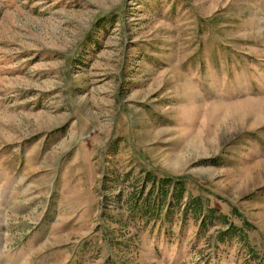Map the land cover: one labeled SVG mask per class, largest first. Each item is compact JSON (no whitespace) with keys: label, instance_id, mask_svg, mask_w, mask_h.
I'll use <instances>...</instances> for the list:
<instances>
[{"label":"rangeland","instance_id":"1","mask_svg":"<svg viewBox=\"0 0 264 264\" xmlns=\"http://www.w3.org/2000/svg\"><path fill=\"white\" fill-rule=\"evenodd\" d=\"M0 264H264V0H0Z\"/></svg>","mask_w":264,"mask_h":264},{"label":"trees","instance_id":"2","mask_svg":"<svg viewBox=\"0 0 264 264\" xmlns=\"http://www.w3.org/2000/svg\"><path fill=\"white\" fill-rule=\"evenodd\" d=\"M98 21H103V17ZM144 183L145 181H143V184ZM151 187L156 191V199H151L150 194V197L145 195L140 199L132 198L131 200L133 204L131 205L130 211L133 214V217H138L141 220L144 218L145 221H142L144 223L148 222L149 219L153 217L154 212L158 215L160 208L164 204V200L167 199V195H170L178 201V205L185 214L190 213L194 217L199 216V228L212 225L215 219L224 222L226 227H220L217 231L219 235L218 237L220 238H222L225 233L237 232L241 228V226L228 220L225 213L221 212L218 208L211 206L202 195H192L188 191L186 195L185 181L181 180L179 177L172 178L169 174L162 175L157 182L154 181V179L152 180ZM240 218L242 222H244V218ZM247 223L248 222H246V224ZM246 227L250 228L249 226ZM242 236L241 239L246 240V235L242 234Z\"/></svg>","mask_w":264,"mask_h":264}]
</instances>
